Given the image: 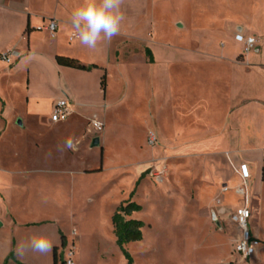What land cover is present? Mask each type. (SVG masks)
Segmentation results:
<instances>
[{
	"label": "rangeland",
	"instance_id": "obj_1",
	"mask_svg": "<svg viewBox=\"0 0 264 264\" xmlns=\"http://www.w3.org/2000/svg\"><path fill=\"white\" fill-rule=\"evenodd\" d=\"M220 1L123 0L121 29L149 42L158 33V41L178 44L181 35L190 40L200 24L210 25L214 10L225 8L210 5ZM232 1L237 2L233 8L238 15L246 16V2L252 0ZM116 40L114 36L110 42L102 41L95 49L69 36L57 41V55L106 68V97L102 70L61 73L54 59L49 60L52 49L46 45L38 44L29 62L23 57L13 68L2 64L0 57V264H65L74 241V264H226L235 258L233 249L241 231L231 220L233 213L217 225L208 221L195 203L198 190L195 194L191 188L184 196L162 191L146 194L145 184L137 194L136 173L154 148L144 145L146 134L147 142L150 135V75L113 61L110 51ZM124 43L126 57L138 52L133 40ZM20 46L25 47V42ZM63 99L74 110L70 121L62 122L68 131L58 135L49 119ZM95 118L103 124L100 133L89 132ZM95 137L100 138L99 148L91 147ZM66 141L76 149L65 147ZM156 159L158 168L146 174L147 189L164 190L166 160L161 154ZM188 167L184 173L175 171L173 177H188L191 187H197L196 180L206 177V170L196 158L189 160ZM82 168L88 172H80ZM130 200L142 206L132 218L145 227L143 239L123 250L111 221L119 205ZM248 225L256 234L252 218ZM263 234L260 255L256 252L247 264H264ZM37 237L49 245L43 252L32 247Z\"/></svg>",
	"mask_w": 264,
	"mask_h": 264
},
{
	"label": "crops",
	"instance_id": "obj_2",
	"mask_svg": "<svg viewBox=\"0 0 264 264\" xmlns=\"http://www.w3.org/2000/svg\"><path fill=\"white\" fill-rule=\"evenodd\" d=\"M82 3L83 0H0V55L7 52L19 53L18 58H12L10 66L13 68V64L23 57L29 62L32 51L39 44L52 49L49 60L54 59L56 62L55 57L59 53L57 41L64 36H69L70 39L77 35L71 16ZM246 4V16L238 15L233 8L237 6L236 1L222 0L216 5H210L225 8L214 10V14L210 16V25L200 24L197 35L191 36L190 40L181 35L178 44H174L172 40L158 41V33H153V42H149L142 36L128 34L120 26L110 55L117 65L126 67L129 64L133 70L143 69L150 75L149 130L156 135L157 144L153 146L152 155L141 162L142 167L136 173L137 194L143 190L145 184L149 186L146 174L154 166L158 168L153 160L156 161V156L161 154L167 164L166 189L146 187V194L162 191L169 196H184L191 188L195 194L198 190L195 203L204 209L208 221L217 225L228 220L231 213L246 205L245 197L237 193L238 188H246V206L257 227L256 234L251 231L262 242L264 0H252ZM52 20L58 25L54 35L45 29ZM238 34L256 38V47L249 53H244V45L236 40ZM76 39L79 40L78 35ZM126 39L133 40L138 48V52L135 50L128 57L126 53L129 52L124 43ZM22 42H25L23 48L20 46ZM2 64L9 66L3 60ZM83 64L96 66L83 72L102 70L105 86L101 88L106 97L109 87L106 68L96 62ZM59 69L64 73V69L71 68L59 66ZM77 95H80V91ZM71 109L73 112V106ZM50 123L54 124L51 121ZM56 126L58 135H64L68 131L64 123L54 124L53 128ZM144 145H149L147 134ZM143 146L140 145L141 150ZM191 158L198 159L207 174L206 177H198L197 187H191L188 177H173L175 171L184 173L189 168L188 162ZM241 163H246L251 173L246 186L238 173ZM101 165L103 166V162ZM80 172L88 171L82 168ZM237 196L244 197V200H239ZM192 197H195L194 194ZM213 215H216L217 221L213 220ZM73 245L76 247L75 241ZM260 246L257 255L261 253Z\"/></svg>",
	"mask_w": 264,
	"mask_h": 264
},
{
	"label": "built area",
	"instance_id": "obj_3",
	"mask_svg": "<svg viewBox=\"0 0 264 264\" xmlns=\"http://www.w3.org/2000/svg\"><path fill=\"white\" fill-rule=\"evenodd\" d=\"M57 27H58L57 22L55 20H52L48 23L45 29L49 31L52 35H54L55 32L57 31ZM76 37L77 35H73L70 37V40L72 41ZM236 40L244 45V53H249L251 50H253L256 47L257 44L256 38L244 37L241 34H238L236 36ZM19 56L20 55L17 52H7V53H2L0 55L1 60H3L9 65L12 64L13 57L18 58ZM71 115H72V109L70 102L63 99L58 101L54 106V110L53 113L51 114L50 121L54 124L66 122L68 121ZM103 129H104L103 124L100 121L96 120V118L91 121L89 132H92V130H94L95 132L100 133L103 131ZM148 144L149 146H154L157 144V137L154 133H150L148 137ZM238 173L242 179L243 184L246 186L251 178L249 166L246 163H241V165L239 166ZM237 193L245 197V204L247 205L248 197H247L246 188H238ZM246 205L244 207L237 209L231 215V220L240 229L241 236L234 248L235 258L226 264H247L252 259L253 255L257 252V249L261 244L260 240L252 234V231L248 225V222L251 218V212ZM213 220L217 221L216 215H213ZM74 256H75V247H73L67 252V260L65 264H74Z\"/></svg>",
	"mask_w": 264,
	"mask_h": 264
},
{
	"label": "clouds",
	"instance_id": "obj_4",
	"mask_svg": "<svg viewBox=\"0 0 264 264\" xmlns=\"http://www.w3.org/2000/svg\"><path fill=\"white\" fill-rule=\"evenodd\" d=\"M122 4L123 0H83L82 5L76 8L71 16L80 43L89 49H95L98 43L110 42L118 35L125 19L121 11ZM65 147L75 150L71 141H66ZM48 246L43 237L32 241L35 251L43 252Z\"/></svg>",
	"mask_w": 264,
	"mask_h": 264
},
{
	"label": "trees",
	"instance_id": "obj_5",
	"mask_svg": "<svg viewBox=\"0 0 264 264\" xmlns=\"http://www.w3.org/2000/svg\"><path fill=\"white\" fill-rule=\"evenodd\" d=\"M56 63L61 67L81 70V71H90L95 68V65L86 66L81 63L78 59L57 55L55 57ZM105 86V76L101 78V87ZM139 183V182H138ZM137 183V186H138ZM142 206L136 202L130 200L121 204L112 216V227L113 232L117 240V244L121 249L124 250V247L132 242H138L143 239V229L145 223L141 220L132 218V216L140 212Z\"/></svg>",
	"mask_w": 264,
	"mask_h": 264
},
{
	"label": "water",
	"instance_id": "obj_6",
	"mask_svg": "<svg viewBox=\"0 0 264 264\" xmlns=\"http://www.w3.org/2000/svg\"><path fill=\"white\" fill-rule=\"evenodd\" d=\"M19 124L21 125V121L19 122ZM100 145H101V143H100V138H99V137H95V138L92 140L91 147H92V148H99ZM0 227H1V224H0Z\"/></svg>",
	"mask_w": 264,
	"mask_h": 264
}]
</instances>
